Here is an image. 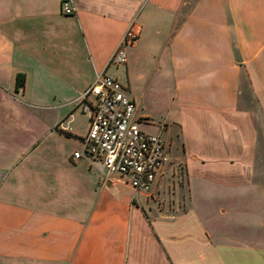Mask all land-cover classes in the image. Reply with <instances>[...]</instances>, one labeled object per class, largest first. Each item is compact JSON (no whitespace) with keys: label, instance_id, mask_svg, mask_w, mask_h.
<instances>
[{"label":"crops","instance_id":"crops-1","mask_svg":"<svg viewBox=\"0 0 264 264\" xmlns=\"http://www.w3.org/2000/svg\"><path fill=\"white\" fill-rule=\"evenodd\" d=\"M62 1L0 0V264H264V0ZM134 19L127 61L110 63ZM103 71L131 73L141 124L174 137L179 210L140 194L171 148L137 196L74 155L78 97Z\"/></svg>","mask_w":264,"mask_h":264},{"label":"built area","instance_id":"built-area-1","mask_svg":"<svg viewBox=\"0 0 264 264\" xmlns=\"http://www.w3.org/2000/svg\"><path fill=\"white\" fill-rule=\"evenodd\" d=\"M62 11L75 12L70 0L62 1ZM140 24L132 20L110 57V63L128 59L127 48L139 38ZM77 103L88 112L90 124L83 136L84 152L102 160L111 173H118L136 192H150L162 168L171 160L170 142L158 132L146 130L137 115V102L129 85L106 71L79 95Z\"/></svg>","mask_w":264,"mask_h":264},{"label":"rangeland","instance_id":"rangeland-1","mask_svg":"<svg viewBox=\"0 0 264 264\" xmlns=\"http://www.w3.org/2000/svg\"><path fill=\"white\" fill-rule=\"evenodd\" d=\"M130 47L131 45L128 46V50L130 49ZM129 78L130 79H128L127 83L130 84L131 90H134L133 78L131 73L129 75ZM151 98V94L147 92V101L143 103V106H145L147 110H150L152 112H157L161 110L162 107H160V105L156 106L153 102H151ZM141 125L146 130L157 132L147 124ZM162 133L171 143L170 148L172 149L173 160L166 168L164 176L159 184L158 191L151 194L140 193L142 195V202L152 212H158L159 209L163 212L169 211L170 209L179 210L181 206V197L184 195V193H186L187 189L184 164L179 158L175 157L176 146L174 142V137L172 135H169V133L165 130H163ZM100 161L107 168V165L102 160ZM135 195L137 196L138 192L135 191Z\"/></svg>","mask_w":264,"mask_h":264},{"label":"trees","instance_id":"trees-1","mask_svg":"<svg viewBox=\"0 0 264 264\" xmlns=\"http://www.w3.org/2000/svg\"><path fill=\"white\" fill-rule=\"evenodd\" d=\"M26 80V74L23 72H20L17 74V87H23L25 85Z\"/></svg>","mask_w":264,"mask_h":264}]
</instances>
